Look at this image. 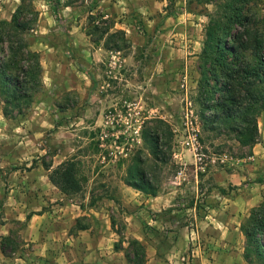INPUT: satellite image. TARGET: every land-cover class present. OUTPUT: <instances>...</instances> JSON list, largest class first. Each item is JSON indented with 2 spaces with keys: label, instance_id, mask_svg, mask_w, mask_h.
<instances>
[{
  "label": "rangeland",
  "instance_id": "obj_1",
  "mask_svg": "<svg viewBox=\"0 0 264 264\" xmlns=\"http://www.w3.org/2000/svg\"><path fill=\"white\" fill-rule=\"evenodd\" d=\"M227 2L0 0L1 27H9L22 6L18 18L32 25L19 35L42 65L32 103L9 105L15 117L4 114L6 102L0 95V224L8 223L13 240L5 243L4 253V236L0 239V264H137L142 255L127 224L130 215L144 208L166 223L161 231L150 225L158 233L143 220L167 264H214L213 255L202 257L197 232L181 247L184 259L174 255L184 226L196 228L197 215L202 217L212 202L208 195H237L249 188L258 205L264 200V181L258 182L264 179V163L249 158L253 146L240 145L225 128L221 134L204 131L203 115L215 108H206L209 101L201 96V71L212 65L214 50L208 47L219 34L213 33L215 24L230 14ZM244 9L264 28V0H248ZM9 54L8 44L0 43V59ZM244 56L253 60L250 51ZM158 132L166 163L155 165L144 134ZM139 156L143 170L137 178L147 177L157 195L173 192L167 209H148L147 199L154 195L129 184L130 168ZM68 160L75 161L83 186L72 196L50 179L51 171ZM194 202L202 208L196 216L186 211ZM72 204L82 206L84 213L67 226L57 223V232L66 234L58 243V233L42 227L53 218L34 213L54 205L57 214L64 212L62 206L73 212ZM255 207L241 213L243 231ZM30 221L35 225L26 233ZM92 233L94 241L83 242ZM49 238L57 244H46ZM245 248L246 237L244 256Z\"/></svg>",
  "mask_w": 264,
  "mask_h": 264
},
{
  "label": "trees",
  "instance_id": "obj_2",
  "mask_svg": "<svg viewBox=\"0 0 264 264\" xmlns=\"http://www.w3.org/2000/svg\"><path fill=\"white\" fill-rule=\"evenodd\" d=\"M248 0H228L226 7L230 14L225 15L213 33L217 31L215 42L209 45L212 48V65L202 68V78L199 84L201 96L207 102L206 108H215L213 113L203 115L204 131L222 133V128L231 132L234 140L242 146H254L260 137L258 117L264 110V28L258 18L249 15L245 6ZM22 6H18L9 27L0 26V43L8 44L9 56L0 59V95L4 98V114L15 117L9 105L15 107L32 103L37 92V80L41 74L42 65L39 55L32 51L19 32L26 31L32 24L30 20L18 18ZM262 25V26H261ZM109 31V29L107 30ZM106 31V32H107ZM119 33L123 31L119 30ZM123 39H126L123 37ZM119 49L120 46L118 45ZM250 51L253 60L245 59V52ZM206 53V52H205ZM236 62V67L234 63ZM215 93V102L211 103ZM19 108V114H22ZM154 156L155 165L166 163L161 157V134H144ZM205 141V138H201ZM143 159L139 156L131 167L129 184L152 195H157V190L150 180L137 178L142 173L140 163ZM76 163L68 160L60 163L51 171V181L60 190L72 196L83 190L82 183L75 171ZM50 168V165H47ZM259 179L258 182H263ZM30 217V215H28ZM146 228L158 232L157 228L145 223ZM264 200L255 207L244 224L246 237L245 258L251 264H264ZM13 242L11 236L2 239V251L5 253V243ZM133 245L141 252V262L146 260V248L138 240H132ZM128 261L131 256L127 253Z\"/></svg>",
  "mask_w": 264,
  "mask_h": 264
},
{
  "label": "crops",
  "instance_id": "obj_3",
  "mask_svg": "<svg viewBox=\"0 0 264 264\" xmlns=\"http://www.w3.org/2000/svg\"><path fill=\"white\" fill-rule=\"evenodd\" d=\"M259 126H260V138L261 140L256 143L252 150L253 154L249 156V158H254L258 161H262L264 163V114L259 118ZM254 172L250 171L248 173L251 176ZM234 175V174H233ZM247 175L242 176L246 177ZM233 181V178H230ZM222 185V184H221ZM225 187L224 185H222ZM249 189V188H248ZM248 189H245L244 192L239 194H235V192L225 194L223 191L221 193H210L208 195V199L210 205L207 206V210H204L202 217H198L197 212L202 210L196 205V202L192 203L191 206L186 211L194 212V215H197L196 228H190L189 225H185L182 235L178 237V245L179 247L176 249L175 256L179 255V258L184 259V256L181 255V247H183L186 238L192 239V234L197 232L199 236H202V243L204 245L203 251L204 258L208 260L210 256L215 257L214 264H247V260L244 256V241L245 234L242 229V216L241 213L244 211H248L258 205V198L251 197L250 191L247 193ZM173 192H168L161 195L153 196L147 199L146 207L153 211L159 212L169 206L173 201ZM211 197H220V201H216ZM222 199V200H221ZM74 205V204H72ZM76 208L72 209L73 212H69V209L72 208L70 206H62V209H65L64 212L60 211L57 214L58 209L55 208V205L52 206L53 210L45 211L43 214L34 213V216H44L46 218L51 217L49 224L42 226L48 232V228L52 227V231L50 233L55 232L58 233V236L61 238L58 243H62L66 234L62 232H57L55 228H57V223H61L62 225H69L75 223L77 218L80 217L84 213V208L79 205H74ZM171 208V207H169ZM167 209V208H166ZM145 208L141 210L139 215H130L128 217L127 230L136 237L138 240L142 241L146 248V261L144 264H167L164 259L159 256L160 248L159 243L154 235L150 236L149 232H146L143 225V220L146 221L149 225H153L159 230L167 229L165 226V222L160 221L158 218L151 216ZM57 214V215H56ZM53 220V222H52ZM35 225V224H34ZM33 225V226H34ZM32 223H28L25 227L26 233L32 231ZM36 227V226H35ZM91 230L90 228L82 229V231ZM11 233V228L8 226V223L0 224V239L2 236H8ZM48 233V236H51ZM66 233V232H64ZM54 234V233H53ZM92 239L83 240L86 241H94L96 235L92 233ZM57 237V239H60ZM81 235L77 234L76 242L78 244L81 243ZM46 244H57L56 240L51 238L44 240ZM1 249V247H0ZM70 249V248H69ZM196 251V250H195ZM176 264H180L179 261L175 262ZM184 264V262H182Z\"/></svg>",
  "mask_w": 264,
  "mask_h": 264
}]
</instances>
